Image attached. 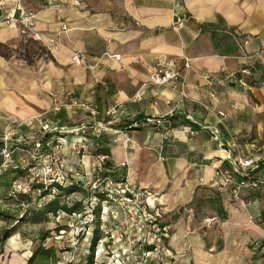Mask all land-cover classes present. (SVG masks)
Wrapping results in <instances>:
<instances>
[{"label": "crops", "instance_id": "0c3cea01", "mask_svg": "<svg viewBox=\"0 0 264 264\" xmlns=\"http://www.w3.org/2000/svg\"><path fill=\"white\" fill-rule=\"evenodd\" d=\"M18 4L34 14L40 39L20 22L1 23ZM77 52L87 65L73 61ZM157 56L177 59L186 97L149 82ZM243 68L248 87L228 79ZM72 99L94 102L100 119L118 107L111 123L118 132H105L100 150L117 166L115 179L151 190L161 203L172 227L163 245L180 264H254L264 241L259 193L245 188L234 198L214 181L228 157L264 151V0H2L0 135L11 120L28 143L41 134L38 119L77 127L88 113ZM158 117L168 122L156 125ZM62 153L67 169L91 177L87 147ZM211 215L218 221L203 222Z\"/></svg>", "mask_w": 264, "mask_h": 264}, {"label": "built area", "instance_id": "2783aa9c", "mask_svg": "<svg viewBox=\"0 0 264 264\" xmlns=\"http://www.w3.org/2000/svg\"><path fill=\"white\" fill-rule=\"evenodd\" d=\"M1 3L2 0H0V5ZM16 9L19 11L18 15H15ZM183 20L184 16H176L173 26L181 27ZM16 22L23 25V33L30 31L33 38L40 39L32 29L34 14L26 11L20 4L1 21L9 26ZM61 27L62 30L68 29L65 23ZM111 56L119 58L118 55ZM72 59L75 63L87 65L85 56L81 52L75 53ZM188 67V59H185L183 68ZM182 70L181 67H178L176 58L157 56L149 82L152 84L169 83L172 89L179 91L182 97H186L182 89L184 84ZM249 74L250 70L243 68L239 72L230 74L228 79L238 86L248 87L249 84L245 77ZM206 78L211 80L210 76H206ZM216 81L220 82L221 79H216ZM137 98H139V94ZM70 105L86 111L88 119L68 130L53 128L38 119L41 134L31 143L26 142L24 137L18 134L19 123L16 120L7 123L4 132L0 135V173L8 169L24 171L23 175H19L11 181L9 192L12 195L19 193L31 195L35 190L38 193L46 191V196L54 198L59 188L79 185L85 193L82 203L86 210L73 213V216L81 217L83 214H87L90 217L89 221H92L93 210L100 204L102 219L108 216L118 223L124 222L138 228L136 245L139 249H143L144 245H153V250L160 247L165 252H169L168 248L163 245V240L168 238L169 225L163 224L161 220L164 214L161 203L156 200V196L151 190L130 185L125 178L115 179L113 173L116 172L117 166L110 160L108 153L100 150L99 139L103 134L118 132L111 125L119 120L118 107L109 108L105 112L107 119H100L98 106L92 101L72 99ZM54 109L58 110V106H55ZM169 115L171 116L172 112ZM218 116L222 118L225 114L219 111ZM154 122L161 126V123L168 122V119L158 117ZM90 128L92 130L88 134ZM168 130L172 129L167 128ZM215 138L218 139V132L215 133ZM76 144H81L82 148L87 147L91 153L90 178L84 176L79 170L67 169L65 166L62 150L64 148L71 149ZM225 145L226 142L220 141L221 147ZM228 161V166L217 169L215 187L218 190L229 189L234 198H237L240 191L245 188L257 191L261 207L255 221L264 231V151L258 157H228ZM121 165L123 166L124 163ZM251 174L256 177H251ZM236 175H240L242 178L238 179ZM151 199L153 200L151 201ZM217 221V215H211L204 219V222L209 225ZM101 240L99 241L101 242ZM256 244L255 250L261 255L253 260L254 264H264V241ZM153 250H144L143 255H149ZM124 251L122 250V254ZM98 255L99 250L96 247L93 264H107L106 261H103L104 263L97 261L95 258ZM115 255L118 256H114L112 264H116V261L118 264H127L126 259L120 257L118 253Z\"/></svg>", "mask_w": 264, "mask_h": 264}, {"label": "rangeland", "instance_id": "374dc122", "mask_svg": "<svg viewBox=\"0 0 264 264\" xmlns=\"http://www.w3.org/2000/svg\"><path fill=\"white\" fill-rule=\"evenodd\" d=\"M81 194L75 193L73 197L84 195L83 192ZM32 196L34 207L28 209L23 219L18 216L21 205L12 201L2 204V208L9 212V217H0V239L6 228L12 229V234L0 243V264H85L94 226L98 227L102 237L101 242L95 246L99 250L98 259H95L99 262L112 264L118 253L126 259L127 264H180L176 252H165L160 247L153 250V245H144L143 249H139L136 245L138 228L134 225L118 223L108 216L105 219L100 216L98 221L94 218L89 221L87 214L79 217L63 213L62 210L48 211L47 205L53 198L36 190ZM70 201V198L58 199L60 204H70ZM29 210H32L30 214ZM161 220L163 224H170L165 221L164 215ZM171 232L172 227L169 225L168 238L163 243H167ZM150 249L153 251L149 255H143L144 250ZM122 250H125L124 254Z\"/></svg>", "mask_w": 264, "mask_h": 264}, {"label": "trees", "instance_id": "16d2710c", "mask_svg": "<svg viewBox=\"0 0 264 264\" xmlns=\"http://www.w3.org/2000/svg\"><path fill=\"white\" fill-rule=\"evenodd\" d=\"M106 152V151H103ZM108 153V152H106ZM24 171L22 169H8L3 173H0V217L1 216H6L9 217V212L6 211L5 209L2 208V204L6 203L7 201H12V203H16L21 205V210L18 213L19 217L21 219H23L22 217L27 216L26 213L28 212V209H32L34 207L33 204V196L32 194H27V193H19V194H15L12 195L9 192V188L11 185V181L19 176V175H23ZM81 192H83L81 186L79 185H72V186H67V187H61L58 190V193L56 194V196L53 198V200L47 205L49 207L48 211H53L56 212L57 210H62L63 213H80L86 210V208H84L82 200L83 197L85 195V193L83 192V196H75V193H79L81 194ZM42 195L46 196L47 193L46 191H42L41 192ZM82 195V194H81ZM73 197V198H72ZM60 198H70V204L66 203H62L60 204L58 202V199ZM33 204V206H32ZM100 204H98L95 209L93 210V214H94V219L95 221L99 220V216H100ZM215 209L219 212V213H223L221 209H219L217 206L215 207ZM32 211V210H31ZM31 211L29 210V214L31 213ZM25 215V216H24ZM12 234V229H4L3 234L1 236L0 239V243L2 242V240L7 239L10 235ZM102 239V237L100 236V232L98 230V227L93 228L92 230V235L90 238V252L86 258V262L85 264H92L93 263V250L94 248H96V244L99 243V240Z\"/></svg>", "mask_w": 264, "mask_h": 264}, {"label": "bare ground", "instance_id": "6f19581e", "mask_svg": "<svg viewBox=\"0 0 264 264\" xmlns=\"http://www.w3.org/2000/svg\"><path fill=\"white\" fill-rule=\"evenodd\" d=\"M4 255V254H3Z\"/></svg>", "mask_w": 264, "mask_h": 264}]
</instances>
